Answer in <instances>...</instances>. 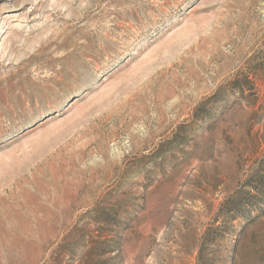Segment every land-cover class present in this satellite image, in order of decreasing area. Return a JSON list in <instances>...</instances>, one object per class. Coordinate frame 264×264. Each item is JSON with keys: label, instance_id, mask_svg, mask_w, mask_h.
Listing matches in <instances>:
<instances>
[{"label": "rangeland", "instance_id": "rangeland-1", "mask_svg": "<svg viewBox=\"0 0 264 264\" xmlns=\"http://www.w3.org/2000/svg\"><path fill=\"white\" fill-rule=\"evenodd\" d=\"M264 264V0H0V264Z\"/></svg>", "mask_w": 264, "mask_h": 264}, {"label": "trees", "instance_id": "trees-1", "mask_svg": "<svg viewBox=\"0 0 264 264\" xmlns=\"http://www.w3.org/2000/svg\"><path fill=\"white\" fill-rule=\"evenodd\" d=\"M197 262H198L197 264H206V261L203 259V257H201V253H200L199 257H198Z\"/></svg>", "mask_w": 264, "mask_h": 264}]
</instances>
